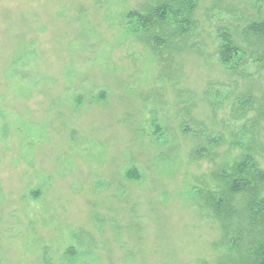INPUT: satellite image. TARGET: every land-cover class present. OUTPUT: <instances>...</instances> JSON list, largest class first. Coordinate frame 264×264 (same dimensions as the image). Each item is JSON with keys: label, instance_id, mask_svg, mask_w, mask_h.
<instances>
[{"label": "rangeland", "instance_id": "1", "mask_svg": "<svg viewBox=\"0 0 264 264\" xmlns=\"http://www.w3.org/2000/svg\"><path fill=\"white\" fill-rule=\"evenodd\" d=\"M156 2L0 0V264H230L201 194L245 154L264 168L263 51L244 31L264 3L197 0L160 45L127 18Z\"/></svg>", "mask_w": 264, "mask_h": 264}, {"label": "trees", "instance_id": "2", "mask_svg": "<svg viewBox=\"0 0 264 264\" xmlns=\"http://www.w3.org/2000/svg\"><path fill=\"white\" fill-rule=\"evenodd\" d=\"M197 0H157L149 4L144 12L131 10L129 21L144 32L160 28L155 40L160 45H171L178 34H188L194 24ZM264 3V0H259ZM244 29L248 38L259 40L260 62H264V17L251 21ZM222 44L219 48L221 62L234 67L243 59L245 50L228 30L220 32ZM129 178H138L135 169L127 173ZM224 185L223 192H202L201 199L210 216L216 219L222 230V240L228 238L230 264H264V168L255 154L248 153L229 168L218 174ZM233 253V254H232ZM219 264H226L225 262Z\"/></svg>", "mask_w": 264, "mask_h": 264}]
</instances>
